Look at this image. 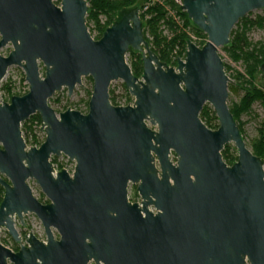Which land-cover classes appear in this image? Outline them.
<instances>
[{
  "label": "water",
  "instance_id": "95a60500",
  "mask_svg": "<svg viewBox=\"0 0 264 264\" xmlns=\"http://www.w3.org/2000/svg\"><path fill=\"white\" fill-rule=\"evenodd\" d=\"M180 9L207 38L201 46L187 40L169 66L145 39L136 5L95 39L86 0H0V86L10 66L28 85L0 102V230L19 240L14 216L32 213L45 234L30 228L17 252L0 241V264H264V161L229 110L230 76L218 54L264 0H182ZM128 49L141 55L140 77ZM86 76L87 111L56 113L49 98L62 88L71 96ZM116 80L133 102H110ZM206 103L216 129L199 117ZM33 114L44 139L28 147L21 124ZM229 143L232 164L221 154ZM61 155L74 161L72 174L55 171L50 159ZM129 182L141 206L127 201Z\"/></svg>",
  "mask_w": 264,
  "mask_h": 264
},
{
  "label": "trees",
  "instance_id": "16d2710c",
  "mask_svg": "<svg viewBox=\"0 0 264 264\" xmlns=\"http://www.w3.org/2000/svg\"><path fill=\"white\" fill-rule=\"evenodd\" d=\"M88 10L86 14V22H92L94 25L95 39H98L105 28L109 26L118 16L122 8L129 9L136 5L138 0H86ZM144 3L139 8V16L141 21H145V30L143 31L144 37L149 43L153 52H155L160 61L168 65H176L177 57H184L186 49V41L189 39L187 31L190 29L199 39L194 43L201 46L206 41V35L197 29L188 19L186 13L180 9L174 0H142ZM170 11H173L170 14ZM249 12L244 17L240 18L236 23V27L230 32V40L228 45L223 46L224 49L229 50L236 55V59H242L245 65V74L247 78H252L253 74L261 67L264 62V39L260 42L251 43L246 38V31L254 25L260 27L264 26V16H256L255 19L249 18ZM103 16L104 20L101 21L99 16ZM176 19L179 21L176 22ZM164 24L172 34L165 36L160 25ZM91 34V33H90ZM148 34L149 36H146ZM130 58L129 66L132 73L140 77L142 74V61L139 52L128 49ZM226 69V67H225ZM261 70V69H260ZM124 86V84H123ZM231 86H228L230 89ZM0 90L6 94H10L11 86L8 82L0 86ZM126 92V101L128 103L130 95L124 86ZM27 92V91H26ZM25 92V93H26ZM110 101L116 105L115 97L112 92H109ZM260 101L264 106V91L262 89L252 87L246 89L243 96L238 102L232 103L229 107L233 118L242 132L241 123L239 122L240 116L248 112L254 101ZM88 104V103H87ZM86 104V106H87ZM199 117L201 121L210 129L218 127L217 117L213 109H209L208 105L204 104ZM33 121L41 124L40 116L38 114L30 115V117L22 122L21 131L23 138L27 145L39 146L41 141L37 138L33 130ZM38 124V125H39ZM251 151L259 156L264 161V126L259 127L258 136L251 143ZM222 158L227 164H232L237 159V154L232 155L229 153L227 145L221 151ZM51 163H56V157H51ZM3 189L0 186V202L2 200Z\"/></svg>",
  "mask_w": 264,
  "mask_h": 264
},
{
  "label": "rangeland",
  "instance_id": "374dc122",
  "mask_svg": "<svg viewBox=\"0 0 264 264\" xmlns=\"http://www.w3.org/2000/svg\"><path fill=\"white\" fill-rule=\"evenodd\" d=\"M144 2L142 0H138L136 3V6L139 8ZM173 11H170V14H172ZM264 16V9L261 10H254L251 11L249 18L255 19L256 16ZM100 20L103 21L104 17L101 15L99 16ZM178 20L176 19V22ZM179 22V21H178ZM87 26L93 36L95 37L96 32L94 31V25L92 22L87 23ZM145 21L143 22V31L145 30ZM236 27H233V29ZM160 28L163 30V34L165 36H171L172 34L170 31L166 28L164 24L160 25ZM189 35V39L193 42L198 41L199 39L194 34L192 30L187 31ZM146 36H149L146 34ZM246 38L251 43L260 42L264 39V26L260 27L258 25L252 26L250 29L246 31ZM187 39V40H189ZM218 54L220 55L225 72L230 76L228 85L231 86L230 89H228V96H227V104L230 106L232 103H236L239 101L241 96H243L246 89H251L252 87H256L259 89H262L264 91V69L260 70V68L253 74V77L247 78L244 76L245 74V65L242 59H236V55L229 51L224 49L223 47L218 48ZM125 57L129 60L131 56L129 53H126ZM182 58V57H181ZM175 66V65H174ZM8 82L11 86L10 94H6L4 91L0 90V102L1 101H9L10 96H12L14 93L24 92L28 90V85L26 81L24 80V72L23 70L18 66H10L7 69V72L3 79L1 80V85ZM92 90V79L89 76L82 77L81 84H77L72 92L71 96H68L66 88H62L60 91L56 92L51 98H49L48 102L54 109L56 113H59L61 111H64L68 108L69 105L79 107L82 113H85L87 111L86 104L88 103L90 93ZM112 92V94L115 97V100L125 102L126 101V92L124 90L123 82L121 80L112 81L109 86V92ZM130 95V94H129ZM134 98L130 95V99L128 102H133ZM208 105L209 109H212V107ZM239 122L241 123L242 128V134L245 138V143L248 147L251 148V143L255 138L258 136V129L261 126H264V106L262 103L258 100L254 101L251 105V108L248 112L243 113L240 116ZM38 122L33 121V130L36 134L37 138H39L41 141L44 139V133L40 131V124L38 125ZM28 147L30 145H27ZM229 148V153L236 155V149L233 146L232 143L227 144ZM65 167H68L69 171L74 167V162L69 161L67 157L60 156L56 158V163H54V169L55 171H59L60 169H63ZM264 167V165H263ZM34 192L37 194L38 197L49 201L46 196L42 193L39 186L36 184L35 180L28 179L27 181ZM130 192L132 191L131 187L129 188ZM19 226V225H18ZM24 229L21 230V233L24 234L28 232L30 228H32L35 236L40 238H45V234L42 228V225L37 217L33 214H27L24 216ZM0 241H3L4 243L11 246V240L7 237L6 231L4 228H1L0 231ZM23 242V241H22ZM24 243V242H23Z\"/></svg>",
  "mask_w": 264,
  "mask_h": 264
},
{
  "label": "flooded vegetation",
  "instance_id": "af4514ba",
  "mask_svg": "<svg viewBox=\"0 0 264 264\" xmlns=\"http://www.w3.org/2000/svg\"><path fill=\"white\" fill-rule=\"evenodd\" d=\"M11 45V44H10ZM178 58H181V57H177L176 58V61H177V59ZM167 64V63H166ZM168 65V64H167ZM169 66H173V65H169ZM176 66V65H175ZM109 98H110V95H109ZM111 102V101H110ZM127 104H129V103H127ZM88 105V104H87ZM123 105H126V104H123ZM61 156H63V155H61ZM60 157V156H59ZM66 157V156H65ZM57 158V157H56ZM170 158H171V160L174 162L175 161V157H174V154H172L171 153V155H170ZM69 160V159H68ZM69 161H71V160H69ZM72 162V161H71ZM74 162V161H73ZM158 169V171H157V175L158 176H160V170H159V168H157ZM61 170V169H60ZM69 173V172H68ZM73 173V169L71 170V172L69 173V174H72ZM5 180L7 181V182H9V180L8 179H6L5 178ZM28 181V180H27ZM131 187V189H132V191L130 192V188ZM3 189V188H2ZM3 195V194H2ZM3 197V196H2ZM126 197H127V201L130 203V204H134V203H137L139 206H141L140 204H141V197H140V195H139V193H138V191H137V184H134V183H128V185H127V193H126ZM49 202V201H48ZM47 201H45V202H43V204H46V203H48ZM42 203V202H41ZM149 209L151 210V211H153V212H155V209L152 207V206H149ZM27 214H32V213H27ZM27 214H23V220L22 221H20L19 219H18V217L15 215L14 216V227H15V229H16V231H17V233H18V238H19V240H15L8 232H7V230L5 229V231H6V235H7V237L8 238H10V240H11V246H10V248L9 247H7V248H9L12 252H17L19 249H20V247H21V245H26V236H28V234L29 233H31V232H28L27 234L26 233H24V234H22L21 233V230L22 229H24L23 227H24V216L25 215H27ZM34 215V214H33ZM36 217V216H35ZM19 225V226H18ZM43 228V227H42ZM1 231V230H0ZM33 234V233H32ZM34 235V234H33ZM55 237L56 238H58V234H57V232H56V235H55ZM39 239V238H38ZM41 240V239H40ZM24 243H23V242ZM5 246V245H4ZM88 264H95V262L93 261V260H91V261H89L88 262Z\"/></svg>",
  "mask_w": 264,
  "mask_h": 264
},
{
  "label": "built area",
  "instance_id": "2783aa9c",
  "mask_svg": "<svg viewBox=\"0 0 264 264\" xmlns=\"http://www.w3.org/2000/svg\"><path fill=\"white\" fill-rule=\"evenodd\" d=\"M174 2L177 4V5H181L182 4V0H174ZM41 125V124H40ZM40 128V127H39ZM41 131V130H40Z\"/></svg>",
  "mask_w": 264,
  "mask_h": 264
}]
</instances>
